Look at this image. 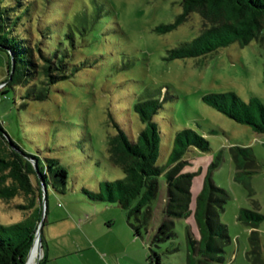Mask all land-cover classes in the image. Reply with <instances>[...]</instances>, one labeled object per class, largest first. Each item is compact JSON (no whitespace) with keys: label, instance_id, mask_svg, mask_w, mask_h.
<instances>
[{"label":"rangeland","instance_id":"374dc122","mask_svg":"<svg viewBox=\"0 0 264 264\" xmlns=\"http://www.w3.org/2000/svg\"><path fill=\"white\" fill-rule=\"evenodd\" d=\"M29 1L31 35L36 36V26L51 23L48 30L52 38L60 35L67 61L82 64L71 77L51 86L43 100L21 98L22 85L0 88V125L5 134L40 163L55 158L66 171L62 192L47 187L41 233L51 248H72L77 243L81 247L74 251H81H71L57 263H147V243L163 218V178L158 177L156 196L149 203L152 217L147 231L141 229L138 236L132 235L115 202L91 199L81 189L103 194V182L122 175L105 151L107 136L115 132L111 120L135 137L143 124L133 104L149 97L161 100L164 95L153 116L160 141L156 164L165 162L178 130L190 128L205 138L207 151L177 145L178 160L183 162L180 171L192 174L191 205L205 178L224 189L226 198L217 219L225 225L229 240L222 246L219 264H264V219L239 218L242 209L264 216V133L200 100L207 93L233 92L256 117L254 102L264 106V43L251 38L241 45L235 39L202 55L169 60L165 58L169 48L191 40L203 27L193 11L175 28L159 31L174 21L181 0ZM260 32L264 40V28ZM5 76L6 55L0 50V82ZM20 201L0 199V224L9 225L28 213L13 207ZM55 220L47 226V221ZM187 224L195 233L192 217L173 220L174 236L155 247L160 264H187ZM251 230L258 232V246L250 242ZM50 234L57 240H49Z\"/></svg>","mask_w":264,"mask_h":264},{"label":"trees","instance_id":"16d2710c","mask_svg":"<svg viewBox=\"0 0 264 264\" xmlns=\"http://www.w3.org/2000/svg\"><path fill=\"white\" fill-rule=\"evenodd\" d=\"M31 11L29 0H0V50L6 55V76L0 82V88L22 85L24 89L21 98L43 100L51 86L71 77L82 64H70L67 61L68 51L60 35L52 38L48 30L51 23L36 26V36L31 35L27 25ZM193 11L200 16L202 29L191 40L169 48L166 59L202 55L235 39L240 40L241 45L251 38L264 43L260 32V28H264V0H181L180 12L174 21L162 25L159 31L175 28ZM262 78L264 80V63ZM166 91L164 88L163 94ZM163 99L164 95L161 100L149 97L133 104L132 109L143 124L135 137L111 120L115 132L107 136L105 151L108 162L118 167L122 175L111 181L105 180L103 194L86 188L81 190L91 199L115 202L124 211V219L132 235L138 236L141 229L147 231L152 217L149 203L156 196L157 179L161 176L165 187L161 209L163 218L147 243L146 264H160L155 247L174 236L173 220H188L189 217H192L196 225V232L193 233L188 224L185 226L187 264H219L223 259L222 246L229 240L225 225L217 219V211L222 209L226 191L205 178L191 205L192 174L180 171L183 162L178 160L180 152L177 145L183 149L192 146L200 151H207L209 146L205 138L190 128L175 132L165 162L156 164L160 141L153 116ZM200 100L228 118L250 125L258 133H264V106L260 103L254 102L257 111L255 117L248 104L233 92L207 93L201 95ZM11 145L20 153L13 150ZM233 148L240 152L246 150L243 147ZM34 167L45 187V214L47 187L50 186L56 192L64 190V167L55 158H44L43 163H40L34 155L19 148L0 125V199L6 201L18 197L21 201L15 202L13 207L28 211L14 223L0 224V264H23L32 241L41 210L39 183ZM241 213V219H264L256 211L242 209ZM249 239L252 245L258 246L257 231L251 230ZM40 242L42 247V233ZM41 262L42 258L38 264Z\"/></svg>","mask_w":264,"mask_h":264},{"label":"crops","instance_id":"0c3cea01","mask_svg":"<svg viewBox=\"0 0 264 264\" xmlns=\"http://www.w3.org/2000/svg\"><path fill=\"white\" fill-rule=\"evenodd\" d=\"M55 222H57V220L52 221V222L47 221L46 224L48 226L49 224H52ZM48 237H49V240L51 241L57 240V237L53 236V234H50V236ZM79 247L81 246L75 243V244H72V248H66L65 246H62V245L57 248H53V247L51 248V246L47 243L45 237L42 236V247L40 251L41 253L40 258H42L41 264H61V263H57V261L70 256L74 252L81 251V250L74 251L76 249H80ZM71 251H74V252H71ZM102 255H105V254H102Z\"/></svg>","mask_w":264,"mask_h":264},{"label":"water","instance_id":"95a60500","mask_svg":"<svg viewBox=\"0 0 264 264\" xmlns=\"http://www.w3.org/2000/svg\"><path fill=\"white\" fill-rule=\"evenodd\" d=\"M7 139V137H6ZM11 148L15 151H17L18 153H20V151L15 148L13 145H11ZM34 170L36 172V177H37V180H38V183H39V190H40V203H41V210H40V215H39V219H38V222H37V225H36V228L34 230V233H33V237H32V242L35 241L36 243V257H35V260L33 262V264H38V261L40 259V251H41V242H40V236H41V230H42V227H43V221H44V211H45V187L42 183V180L39 176V174L37 173L36 171V168L34 167ZM28 253V251H27ZM26 253V255H27ZM26 255L24 257V260L26 258ZM23 264H24V261H23Z\"/></svg>","mask_w":264,"mask_h":264},{"label":"bare ground","instance_id":"6f19581e","mask_svg":"<svg viewBox=\"0 0 264 264\" xmlns=\"http://www.w3.org/2000/svg\"><path fill=\"white\" fill-rule=\"evenodd\" d=\"M36 243L35 241L31 243L29 249H28V253L26 255V258L24 260V264H33L35 257H36ZM29 254V255H28ZM28 256V257H27Z\"/></svg>","mask_w":264,"mask_h":264}]
</instances>
